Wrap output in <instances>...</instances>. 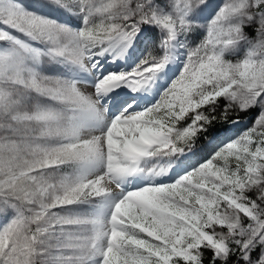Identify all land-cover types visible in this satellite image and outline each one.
<instances>
[{
    "label": "snow or ice",
    "instance_id": "snow-or-ice-1",
    "mask_svg": "<svg viewBox=\"0 0 264 264\" xmlns=\"http://www.w3.org/2000/svg\"><path fill=\"white\" fill-rule=\"evenodd\" d=\"M0 264H264V0H0Z\"/></svg>",
    "mask_w": 264,
    "mask_h": 264
}]
</instances>
